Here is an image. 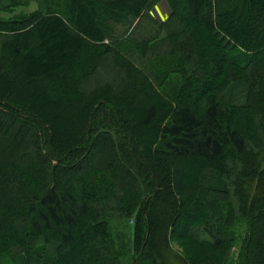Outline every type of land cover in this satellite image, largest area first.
I'll list each match as a JSON object with an SVG mask.
<instances>
[{
  "label": "trees",
  "instance_id": "16d2710c",
  "mask_svg": "<svg viewBox=\"0 0 264 264\" xmlns=\"http://www.w3.org/2000/svg\"><path fill=\"white\" fill-rule=\"evenodd\" d=\"M0 70V264H264V0H0Z\"/></svg>",
  "mask_w": 264,
  "mask_h": 264
},
{
  "label": "rangeland",
  "instance_id": "374dc122",
  "mask_svg": "<svg viewBox=\"0 0 264 264\" xmlns=\"http://www.w3.org/2000/svg\"><path fill=\"white\" fill-rule=\"evenodd\" d=\"M17 1H19V0H17ZM38 8H39L38 3H35L33 1H29V2H26L24 6H16V7H14L12 9L13 11L11 13H9V17H11L13 15L20 14L21 12H23V13H31V12H34V11L38 10ZM150 14L157 21L165 22L166 20H168V18L170 17L171 13H170V10H169L167 4L164 1H158L151 7ZM125 30H126V28L125 29L121 28V34ZM54 38H57L58 41L54 43V47L52 48V53L49 54V55H47L48 53L46 54L47 55V61H45V63L43 62V59L42 60L39 59V60H37L35 62H27L25 64H22V68L24 69V73L29 75L30 79H33V78L35 79L37 77L43 76L48 71L53 70L55 67H57V64H60V63H63V62H69L70 58H72L73 55H75L76 53H81L82 50H81L80 44L78 42H76L75 40L68 39V36L66 34H62L59 37L54 36ZM86 55H87L86 53L83 54V56H86ZM13 67H16V65H14ZM13 69H15V68H13ZM1 73H3V72L0 70V74ZM63 76H65V75H63ZM97 79H99V78H96V81H97ZM201 80H202V78H198V82H200ZM31 90L33 92H35L34 94H35L36 97H37V95H41L39 86H33ZM50 90L52 92V95L49 94L48 95V99L51 100L52 102L56 103L57 102L56 101L57 97H55L54 95L55 94L57 95V93H59V90L55 89V88H50ZM53 111L62 112L63 110H61V108H59L58 106H54L53 107ZM10 124L13 125L12 127H17V123H15V122H11ZM1 126L5 127V126H7V124L1 121L0 127ZM53 128L55 129V127H53ZM17 129H18L17 130V136H22L21 128H17ZM102 131H104V130L102 129ZM13 135H15V137H16V134H13ZM25 139L28 140L27 135L25 136ZM14 140H16V139L13 138V141ZM24 141L25 140L20 142L18 145L22 147L25 144ZM93 154H94V152H93ZM97 156H99V155H97ZM137 156H139V153L137 154ZM74 157H76V156H74ZM74 157H72L70 162L76 164L77 161H79V158H74ZM154 157L157 158L156 155ZM102 158L103 159L105 158V159L103 160ZM102 161H106V163H108L107 165H109L108 167H111V166L114 167L112 159L110 157L108 158V160H107L106 156L98 158V164H102L103 163ZM160 161L164 162L165 159L160 158ZM92 165L93 164L91 162L87 166H84L82 164H80L78 166L76 165L77 166L76 170L78 172L77 176H75L73 178L72 177L67 178V180L68 179H70V180H68L66 183L63 184L64 187L65 186H72V185H74V181H76V180L78 181V180H81L82 178H84V175L89 171V169H92ZM173 165L175 167L180 166V165L175 164V163H173ZM180 168H181V172H183L184 176L185 175L188 176L187 175V171L184 169V167L181 166ZM105 169H106V166L104 165V170ZM186 180H187V178H186ZM193 216L196 218L197 215L195 216L193 214ZM194 222H197V219H195ZM191 237H194V238H197V239L200 238L197 230H195V229L193 230V234H191ZM95 249H96V246L92 244V250L86 256V264H93L92 263V259L95 256ZM83 261H82L81 257L79 255H77V256L72 257L71 259L67 260L66 264H80V262L82 264Z\"/></svg>",
  "mask_w": 264,
  "mask_h": 264
},
{
  "label": "water",
  "instance_id": "95a60500",
  "mask_svg": "<svg viewBox=\"0 0 264 264\" xmlns=\"http://www.w3.org/2000/svg\"><path fill=\"white\" fill-rule=\"evenodd\" d=\"M170 10V9H169ZM171 13V12H170Z\"/></svg>",
  "mask_w": 264,
  "mask_h": 264
}]
</instances>
